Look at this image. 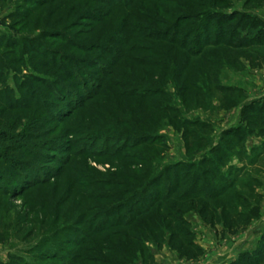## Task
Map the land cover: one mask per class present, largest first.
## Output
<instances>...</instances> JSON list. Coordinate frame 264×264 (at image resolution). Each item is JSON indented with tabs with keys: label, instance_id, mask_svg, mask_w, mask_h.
Wrapping results in <instances>:
<instances>
[{
	"label": "rangeland",
	"instance_id": "rangeland-1",
	"mask_svg": "<svg viewBox=\"0 0 264 264\" xmlns=\"http://www.w3.org/2000/svg\"><path fill=\"white\" fill-rule=\"evenodd\" d=\"M177 1L182 5L160 2L154 11L155 22L135 11L124 22L127 29L133 24L141 28L143 35L165 30L177 15L192 13L195 18L177 27L179 41L207 12L230 14V20L222 24L213 20L209 34L213 36L217 26L223 39L230 37L231 43L203 46V53L186 59L188 81L196 84L188 89L181 87L180 77L173 75L171 67L140 65L150 51L132 49L138 43L164 49L163 40L146 38L140 43L132 39L127 57L116 58L104 50H77L57 36L63 32L71 40L88 44L114 31L111 38L117 39L122 34L114 29L127 10H112L101 0H40L23 11L19 8L26 7L23 0H0V35H20L32 45L20 64L0 66V109L13 113V120L19 121L13 130L14 141L51 154L28 180H13L5 174L0 183V264H264V136L247 127L253 114L264 106V0ZM146 3L141 7L151 12L154 2ZM16 10L23 12L10 19L8 14ZM187 43L191 49L197 47L194 34ZM43 49H55L80 61L97 59L98 65L107 68H111L108 61H113L111 80L115 83L126 79L139 83L146 75L144 82L150 87L164 83V95L153 98L175 107L177 118L208 123L209 132H197V137H203L200 141L187 138L186 126L172 120L173 113L149 107L139 96L140 87L131 90L109 83L101 88L103 93L63 118L58 100L53 98L54 91H61L53 85L54 78L59 77L75 93L81 88L61 77L60 70L49 68V56ZM70 63L64 70L77 73L82 69L76 76L83 78L87 91L90 84L98 82L97 66L87 63L78 68L75 62ZM38 122L42 131L32 140L28 137L31 126ZM2 125L0 122V130H10L11 125ZM98 125L103 129H97ZM230 127L232 131L236 127L246 130L240 138L226 139L233 153L229 162L242 169L230 171L229 162L219 160L222 171L218 173L227 172L232 175L226 180H236L231 187L210 200H189L178 212L172 207L174 199L189 187L181 185L167 201L149 206L144 218L135 217L131 225H124L128 208H118L119 203L165 167L187 162L194 153L197 161L203 153L210 155L208 147L219 145L222 133ZM187 129L195 132L196 126ZM145 133L162 135L152 143L140 142L137 135ZM7 146L8 141L0 142V153L8 161H16L18 155ZM65 146L67 151L61 150ZM41 177L43 181L36 180ZM172 177L173 171L163 172L161 183L153 187L159 189L160 200L167 186L174 184ZM206 179L204 186L209 192L224 183L215 176ZM189 212L185 227L191 235H178L169 244L167 234L179 227L174 221L177 215L183 218ZM118 219L120 224L95 233L101 223L108 226ZM147 248L154 249L152 255Z\"/></svg>",
	"mask_w": 264,
	"mask_h": 264
},
{
	"label": "trees",
	"instance_id": "trees-1",
	"mask_svg": "<svg viewBox=\"0 0 264 264\" xmlns=\"http://www.w3.org/2000/svg\"><path fill=\"white\" fill-rule=\"evenodd\" d=\"M23 1L26 7H23V8L19 7V8L20 10L27 11L31 6L37 4L40 0H23ZM101 1L104 2V4L107 5L112 10H115V11L127 10L128 11V12L126 11V13L122 15L123 17L122 21H120L118 27L114 29L118 31L117 33L122 34V35H119L120 36L119 38L112 39L111 35L114 33V31L113 32L110 31L111 34L108 37H105L103 40L94 41L96 43L86 44L80 41H74V40L67 38L66 35L63 34V32H61L60 34H57V36L61 37L64 42H66L69 46H72L73 48L77 50H86V51L94 50V49H98L101 51L104 50L106 53L112 54L116 58L118 56H120V58L127 57V52L129 51L127 46L130 40L132 39H134V42L136 41L140 43L144 42L143 40H145L146 38H154L155 40L156 39L163 40L166 43L164 46V49L162 48L163 50L157 47H151L144 43H142L143 44L142 46L139 45V43L138 44L136 43L137 44L136 46H134V44L131 46H134L132 47L133 50H136L137 47H139L141 48L139 50L144 49V50L150 51L149 54H146L142 57V62H141L142 64L140 65L148 66V67L149 66H152V67L161 66L164 69H168L169 67H171V72L173 73V75L174 76L176 75L178 78L180 77L181 87H184L186 89H188V85H190V87H196L195 83L188 81L189 73L187 72L188 70L185 69V66L187 65L186 59L188 58V56H196V55L203 53L201 49L203 46H207V45L215 46V45H219L220 43L226 45V44L231 43L230 37L223 39V34L219 29H217L218 28L217 26H214V31H213L214 35L212 36L211 34H209V30H211L210 25L213 20H216L217 24H222L224 23V21L230 20V19H227L229 18L230 14L228 15L225 12L224 13L210 12V11L207 12L204 18H202L201 23H199V25L197 26L196 24L193 25L192 28L194 29L191 28V29H187L186 31H184L183 35L181 36V39L178 41L177 39L178 28L177 27H179L180 23L195 18L194 16H192V13H182V14L177 15V17L175 18L174 22L171 23V25H166L167 28L165 30L157 29V31L154 33L152 32L148 33L147 31H145L143 35L141 34L142 33L141 28L136 29L137 26L133 24V25H130L132 28H129L131 29L129 30L127 29L128 27H126L125 22L127 19L132 17L131 14L133 11H135L136 13L139 12V14L141 16H144V18H149L155 22L157 21V19H156V14H154L155 13L154 11L160 8L159 6L160 2H168V3L173 4L174 6H181L182 5L181 2H178L177 0H101ZM146 2H148L149 4H151V2H154V4H152L153 6H151L152 7L151 12H148V10H146L144 7H141L142 5H145V6L148 5ZM23 11L16 10L15 12H11L8 14V17L14 20V18L18 16L19 12H23ZM141 11L143 12L142 14L140 13ZM144 12H147L150 14H147L148 15L147 16L144 14ZM202 15L203 14H201L200 17H203ZM246 15L248 14L246 13ZM196 18H199V17H196ZM191 34H194V43L197 44V47L195 49H191L189 44L187 43V39L190 38ZM239 42L241 43L242 41H239ZM113 44H116V45H113ZM29 46H32V45H29V40L25 38H21L20 35H18L17 37L10 36V35L8 36L0 35V66L2 65L15 66L17 64H20L23 61V54L29 48ZM45 50L43 49L42 53L44 55L47 54V56H49L46 61V63L49 65V68L53 70H57V71L60 70L62 74L61 77L69 81L71 80L76 86H79L81 88L80 92L75 93L69 87H67L64 83H61V79L59 77L54 78L53 85L60 87L61 91L59 90L54 91L53 98L56 101L58 100L57 105H59L60 107L59 108V110H61L60 113H63L62 115L63 118L68 117L71 114V112H73V110L84 106L86 102H89L92 98L96 97L97 94L103 93L104 89H101V88L103 87L104 84L109 83L114 87L131 88V90L137 89V88L139 89L140 87L142 91L139 96L144 97L146 102H148L149 107L157 109L161 112H167L171 114L173 113L172 120H176V122L180 121L182 125L186 126V129L184 130V135H186L187 138L190 137L192 140L195 139V140L200 141L202 140L203 137H197L198 136L197 132H200L202 129H206V130L209 129L210 125L208 123H205L204 121H199L195 119H186L182 117L177 118L176 117L177 109L175 107H173L170 104H164L161 101L155 100V98H153V95L155 94L157 96L164 95V89H162V86L164 85V83H160L158 87L156 86L150 87L149 83L144 82L148 79L147 75L143 76V78L140 79L139 83H136L132 81L131 79H126L122 82L115 83L114 81L111 80V77H112L111 75L115 71V69H113V66H114L113 61L112 62L108 61L111 68H107L103 64L98 65L96 61L97 59H89L88 61L87 60L80 61L77 57L73 55L62 53L61 51L57 53L55 49H50L48 51H45ZM168 56L171 57V60H172L171 61L172 64H170L171 66H168L169 64L167 60H170ZM57 57L60 59L59 63L57 62ZM76 59H77V62H76ZM72 61L77 64L78 68H81L79 67L80 65H84L87 63H90L93 67L97 66L99 68L98 71L101 75L99 74V77L97 78L98 82L90 84V87H91L90 90L87 91L86 88H83L85 87V85L83 84V78L80 77L79 79L76 76V74L78 75L82 71V69L77 71V73L76 72L74 73V71H69L68 69L64 70L66 69V65L69 62L72 63ZM182 71H185V72L184 74L181 75ZM45 85L48 86L47 83H45ZM223 89L224 88H221V90ZM61 92H63L65 95L61 94ZM124 94L127 95V93L125 92ZM50 102L52 101H49V103ZM53 104H56V103H50V105H53ZM13 116H14L13 113H10L8 111L5 112L2 109H0V122H3L2 126L7 125L8 127V125L9 126L11 125L10 130L8 131L5 129L0 130V142L8 141L7 147L11 148V150L18 155L17 156L18 159H16V161L11 162V161H8V159L3 157L4 153H0V171L4 172V174L3 173L1 174L2 178L0 179V183L3 182L5 174H9L10 176H12L13 180L21 179V178L22 179L26 178V180H28V175H32V176L35 175L37 171H39V168L43 166V159H47L51 156L50 153L36 152L30 146L24 145L18 142L17 140L14 141L12 137L14 136L13 130L16 129L17 125L19 124V121H17V119H15L14 121ZM189 126H194V127L196 126L195 132H192V131L190 132L187 129V127ZM247 127H249L251 132L255 131V132H258V135L264 136V106L259 108L253 114V119L249 120ZM41 128H42L41 122L34 123L31 126V130L29 132L30 135H28V137L34 140V136L38 135L40 131H42ZM96 128L103 129V126L98 125ZM207 132L209 131L207 130ZM244 132H246V130L244 129V131H242V129H239V127H236L233 131L231 130V127L227 128L226 131L222 133V137L220 139V142H221L220 144L223 143V146L219 144L216 146L211 145L210 147H208L207 152H209L210 155L207 156V155H204L203 153L200 155V158L197 161V160H194V158L197 157V154L194 153L192 156L188 158L190 160H188L187 162L182 161V162L175 163L171 167L167 166L165 167V169H162L161 171H159L155 176L151 177L150 180L147 181L148 183L140 186L141 189H138L139 190L138 192L132 193L131 195H129V197L126 198L125 201L117 205L118 208H121V207L128 208L127 210L128 215L124 216L125 218V221L123 222L124 225H131V222L133 221L135 217L144 218L145 216H143V213L148 212L146 210L149 206H151L153 203H156L157 201H160V202L167 201L169 198H171L173 192L177 191L181 185L185 186L186 184H188L189 187H186V189L182 191L181 193H179L178 196L174 199V203L172 204V207L176 208L178 212L180 211L179 207L184 208L186 206L187 201L189 200H199L200 198L210 200L213 197L215 198V197L220 196L225 190L231 187V185H233L234 181L236 180L234 181H231L230 179L226 180L227 177L232 175V174L228 175L227 172L226 173L222 172V174L218 173L222 169L221 168L222 165H220L219 160L220 159L223 160L224 163L225 162L228 163L230 161L231 158H229L230 157L229 154H233V153H231L232 147L229 144V141H230L229 138L230 137L235 138V136H238V138H240L241 134L243 135ZM161 135L162 134H151V133L138 134L137 139H139L140 142H143V143H152L158 140V138ZM99 139H100L99 137H96V140H99ZM226 139L229 141H227ZM192 142H196V141H192ZM224 142L226 143L228 142L227 143L228 147L226 146V144H224ZM186 144H189V143H187L186 141ZM52 147L57 148L56 149L57 151L60 150V148L58 150L57 145H52L51 148ZM61 150L67 151L66 146L61 147ZM239 151L240 150H238V154H239ZM104 154H106V152ZM252 158L253 157H249L251 162H254ZM143 161L145 162L146 159H144ZM205 165L207 167H205ZM228 169H230V171L232 170L233 172H239L242 168L237 167L234 164L229 162ZM165 171H173L172 178H173L174 184L170 183L167 186L166 192L164 196L162 197V199L160 200L159 199L160 195H158L160 193L159 189H156L155 191L153 187L158 186L161 183L159 180L162 179L163 172ZM209 175L213 177L215 176L221 180L222 178L224 179L223 180L224 183L221 185V187L217 188L214 191H210V192L209 190H207L208 186H204V184H208L206 177H208ZM36 180L43 181V178L42 179L38 178ZM250 180L256 181L254 177H250ZM216 184H218V182H216ZM198 186L199 188H197ZM150 187L152 188L149 189ZM130 189H131V186L129 185L127 190H130ZM138 206H140V208H136ZM190 214H191L190 212L187 213L186 217H183V218L182 216H179L176 214L177 218L174 221L175 223L179 224V227H177V230L175 233L171 231V233L170 232L168 233L169 235L167 234L168 236L167 241L169 244L171 243L172 239L177 240L176 238L179 237L178 235H183L185 237L191 235V232L187 230L185 227L187 222H189L187 218L189 217ZM119 219L108 226L105 225V223H101L100 227H98L95 230V233H98V232L100 233V232H103L104 230L107 231L108 230L107 227L109 228L110 226H115L117 224H120L121 222L119 221ZM185 230H187L186 233L184 232ZM261 240H264V234ZM147 250L150 251L149 254L152 255V251L154 249L147 248ZM139 261L141 262V260ZM15 263L21 264L19 261H15Z\"/></svg>",
	"mask_w": 264,
	"mask_h": 264
}]
</instances>
